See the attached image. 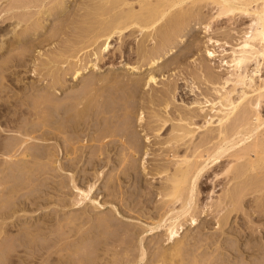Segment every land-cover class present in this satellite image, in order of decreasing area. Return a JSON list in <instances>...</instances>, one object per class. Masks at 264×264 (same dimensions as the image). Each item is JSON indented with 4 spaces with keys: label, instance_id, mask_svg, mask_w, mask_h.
Listing matches in <instances>:
<instances>
[{
    "label": "bare ground",
    "instance_id": "6f19581e",
    "mask_svg": "<svg viewBox=\"0 0 264 264\" xmlns=\"http://www.w3.org/2000/svg\"><path fill=\"white\" fill-rule=\"evenodd\" d=\"M28 1L32 4L27 6L28 9L37 10L18 18L17 25L22 24V27L20 32H16L14 27L12 34L15 41L40 33L45 27L44 15L60 13L66 4V0H55L49 7L45 3L47 0ZM205 8L215 12L207 14V18L203 15ZM80 9L84 15L82 13L80 21L70 22L68 27L71 29L66 30L69 34L64 38L65 45L61 50L51 57L48 55L49 58L44 61L37 60L31 72L38 79L31 86H18L22 80L16 79L15 75L37 46L33 44L22 48L18 53L15 52L16 55H10L3 64L0 63V124L5 126V129L0 126V138L7 139L0 144V163L3 165L0 173V199H3L2 202L0 200L2 263L31 264L39 261L37 264H87L80 258V254L84 248L89 252L92 245L87 248L82 243L93 238L95 225L100 224L103 229L113 232V221L108 217H98L96 221L89 212L84 211L82 215L87 221H81L75 216L58 220L51 231V237L54 238L50 239V243L46 242L47 238L43 240L46 243L42 242L43 246L38 245V239L42 240L49 234L38 228L30 231L19 225L18 228L23 229H19L20 232L15 229L19 232L17 238L11 237L9 242L5 234L8 230L10 232L11 227H15L21 216H25L20 213L25 214L26 205H17V198L25 195L30 201L32 192L36 190L35 179L45 176L46 180L43 181H49L50 188L55 190L52 184L56 183L61 192L65 190L60 201L51 202L54 208L65 211L82 206L95 190L98 181L106 178L105 168L118 164L114 173L106 174L109 176L106 178L105 190L109 191L113 186V199L126 210L139 207L138 219L144 215L145 205L142 206L141 200H138L133 208L129 207L126 191H122L120 186L124 181H129L131 175L139 169L145 176L150 175L151 179L159 180L157 185L149 182L157 194V202L151 207L155 215L149 216L150 226L145 227L136 220V223L131 221L128 227L121 230L124 237L130 238L136 235L141 237L144 233L158 229L164 230L165 241H171L172 246L168 249L158 248L154 260H151L152 264H224L219 258L224 257L221 236L225 233L230 216L245 210V199L250 196L257 209L254 213H264V113L261 112L264 78L258 85L255 82L259 78V64L262 63L259 59H264V0H85ZM245 17L249 21L245 29L240 30L242 37L230 49L229 59H220L221 66L225 65L228 69L227 73L219 76L208 68H204V75L201 76L195 72L193 77L199 83L211 87H201L199 96L195 94L197 97L187 102L184 95L193 93L194 87L186 93L180 91L177 99L183 106L175 103L176 92L181 86L177 82L170 80L162 89L155 90L153 87L157 86L158 81L154 75L148 74L144 79L132 77V73L138 72L141 67L136 63L131 64L130 58L135 57L137 63L142 65L158 63L160 58L170 52L175 41L181 39L191 22L196 20L198 23H206L205 27L209 30L211 19L227 18L236 21L237 18ZM1 32L0 38L7 34L5 32L1 35ZM56 32L51 33L56 35ZM113 39L119 41L118 53L123 57L128 53V62L124 65L130 73L91 77L81 88L70 87L69 93L66 92L68 94L60 98L59 92L67 89L64 77L72 75L74 79L78 78L88 63H92V68L100 69L98 63L92 60L79 67L77 62L81 60L77 59L78 55L90 49L95 52L97 45L99 54L97 51L92 53L97 56L95 59L98 55L102 59L101 54L106 52L108 55L113 50ZM151 42L153 45L149 47ZM3 48L1 44L0 51ZM206 53L209 58L215 57V51L208 50ZM38 54L40 57V51ZM74 59L76 62L72 64ZM253 62L255 66L250 69ZM64 64L66 66L57 68ZM256 75L257 78H254ZM47 78L49 83L45 85L43 83ZM187 80L183 83L186 84ZM191 82L193 84V78ZM188 86H185L187 91ZM142 89L151 91L144 102L150 109L148 121L128 100L130 94L132 99L136 98ZM20 117L22 120L19 126ZM135 120L144 132L141 140L139 137L133 139L130 135ZM61 140L64 141L63 151L59 145ZM118 147L122 151L112 160L111 152ZM61 154L64 155V162L60 161ZM149 163L151 167L147 170ZM83 164L87 167H82ZM77 176H80L81 183H87L84 189L77 183ZM19 182L22 184L19 185ZM219 186L224 191L217 197L214 193L219 191L216 189ZM146 195L151 200L152 194L147 192ZM30 205H34L33 202ZM208 211L216 217V237L212 240H215L216 245L214 251L220 250L217 260L208 250L213 241L203 239L201 234L197 238L193 237L192 243L175 240L186 222L194 225L200 215H207ZM247 213L252 214L248 210ZM247 229L251 230L249 235L255 231L251 227ZM61 231L63 234L58 235ZM13 239H17L18 245ZM233 241L227 244L231 251L239 247L237 238ZM123 244L127 248L131 247L130 250L122 247L125 249L124 254L119 250L105 248L104 255L109 256V259L103 256L97 259L95 254L91 260L86 256V261L90 260L88 264H119L122 253L125 260L121 264H144L146 252L141 243ZM20 247L26 253L29 252L28 257H21L24 253L18 255ZM247 247L249 250L251 246ZM33 250L38 254H33Z\"/></svg>",
    "mask_w": 264,
    "mask_h": 264
},
{
    "label": "rangeland",
    "instance_id": "374dc122",
    "mask_svg": "<svg viewBox=\"0 0 264 264\" xmlns=\"http://www.w3.org/2000/svg\"><path fill=\"white\" fill-rule=\"evenodd\" d=\"M83 1L85 2V0H66V4H65L64 10L62 12L53 14L51 16L48 14L44 15V21H45L44 26L45 27L43 28V30L40 31V33H37L35 36H33V35L27 36L23 39H18L17 41H15L13 38L14 34H12L14 27H15L16 32H20L21 27H22V26H20L22 24L17 25L18 20H19L18 18H20L26 14L28 15V13H30V11L33 12V11H36L37 9H33V8L28 9L27 6L32 5L31 2H29L28 0H21V1L20 0H0V31L3 32V33L1 32V35L5 34V32L7 33L6 35L1 36V38H0V42H1L0 46H1V44L4 45V48L0 51V63L3 64V61H6L7 59H9V57L16 55L15 52L21 51L22 48L24 49L26 47H29L30 45H33V44L35 46H37L35 50H32L31 55L28 56V58L26 59L24 66L21 67L20 69L18 68V72L16 73L15 77L18 80L21 79L22 82L20 84H17L15 82V84H17L18 86H21V87H23V86L29 87L32 85V83H34L36 81V78L38 79V77L35 75L33 76V72H31V71H33V67L34 68L36 67L37 60H40V59L43 61L46 60L47 57L48 58H49V56L51 57V55L60 51L61 48L65 45L64 40L66 39V37L69 34V32L67 33V31H68V29H71L68 27V26H70L69 25L70 22L73 20L78 21L79 19H81L80 17H82V13L84 15V12H82V10L80 9V5L82 6V4L84 3ZM54 2H55V0L45 1V3H47L49 7ZM22 4L25 6L22 7ZM8 6L9 7L13 6V8L9 9ZM208 9L209 8L203 9V12H204L203 15L204 16H206L207 14L211 15L210 13L215 12L214 10H212V12H211ZM205 10H206V12H205ZM76 17H78V18H76ZM63 21H65V22H63ZM210 21H211V23H210L209 30H208V28L205 27L206 23H200V22L198 23V21H196V20H195V22L194 21L191 22L190 25L186 28L187 30L184 31L181 39L175 41V45H173L170 52H168L166 55H164L163 58H160V61H158V63H155L154 65H150V64L142 65L140 63H137V60L135 57L130 58L131 61H129V62H131V64L132 63L134 65L137 64L138 66L141 67L138 70V72L132 73L133 74L132 77H136V78L138 77L139 79H144V78L148 77V74L154 75L155 78L157 77L156 79L158 81L157 86H154L155 88L153 87V89H155V90L156 89H158V90L162 89L163 85L166 84L167 82H169L170 80L173 83L177 82L178 86L181 85V86H179V91L177 90L178 92H176V95H175V103L178 104V105L177 104H175V105H177V106H179V105L183 106V103L178 101V99H177V95L180 93V91L182 93L183 92L186 93V92L190 91L191 87H194V88H192V90H195L196 92L195 91L193 93L191 92V93H189V95L185 94L184 98H185V102L190 101V99L193 100L194 98H196L198 93H200V91H201V87L204 88V87L208 86V84L199 83V81L193 77V74L195 72H198V74L200 76L204 75V71H205L204 68H208V69H210V71L213 74H217V75L219 74V76H221L222 74L225 75L227 73L228 69L226 68L225 65H223V67L221 66L220 59L221 58H225L227 60L229 59L228 55L230 54V49L235 44H237L239 42L240 38L242 37L240 30L243 31L245 29V26L248 23L249 18L248 17L237 18L236 21L235 20H228L227 18H220V19L215 20V18H214L213 21H212V19ZM57 27H59V28H57ZM65 27H67V28L65 29ZM55 31H57L56 32L57 36L53 35L55 33ZM51 32L52 33L54 32V33L52 34ZM51 37H53V38H51ZM137 39H140V38H137ZM153 42H151L149 44V47L153 45ZM118 43H119V41H116L113 39V43H112V47H114L112 50L113 52L111 51L112 53L110 52L108 55L106 52L104 54H101V56H103L102 59L99 58L100 55H98L99 57L96 59H95V57H97V56L93 55V53H96V51H97V47H98L97 45L95 46V50H96L95 52H93L94 50H92V49H90L88 51L86 50L88 53L87 52H83V53L81 52L78 55L79 57H77V59L80 58V60H81V61L77 62V65L79 67L85 65L88 61L90 62L92 60L93 63L95 61H96V63H98L100 69L98 70L96 68H92L93 67L92 63H88V64H86L87 65L86 70L78 78L74 79L72 75H67V77H64L63 79L66 83L65 85H66L67 89H62L59 92L60 98H63L64 96H66L72 87H74L75 89L79 88V87L81 88V85L84 84L87 80L91 79V77H101L104 75L105 76H119L125 72H126L125 74L127 75L128 71L130 73V70H128L126 68V66L124 65L125 62H128V58H127L128 53L125 54L124 57H123V55L118 53L119 52L118 46H120V44H118ZM5 47H6V50H5ZM8 47H9V49H8ZM7 49H8V51H7ZM10 49H11V51H10ZM208 50L215 51V57L214 58H209L207 56L206 52ZM38 51H40V53H41L40 57H39ZM1 53H3V54H1ZM48 53H50V54H48ZM97 53H98V51H97ZM118 54H119V56H118ZM120 56H121V58H119ZM85 59H87V60H85ZM259 61L262 62L259 64L260 66L258 65L259 67L257 70L259 72V78H257V75L254 77V78H257L255 80L257 85L259 84L261 79L264 78V59H259ZM74 62H76V59L72 60V64ZM254 63L255 62H253V64L250 66V69H252L255 66ZM62 66L64 67V66H66V64L58 65L57 68L58 67L61 68ZM0 68H1V66H0ZM53 69H51V70H53ZM42 72H45V70H43ZM217 75H215V76H217ZM192 78H193V84L194 85L191 82ZM177 79H179V80H177ZM18 80H16V81H18ZM186 80L189 82V84H188V82L186 83L187 85L184 84ZM48 81H49V79L47 78V81H44L43 84L48 85V83H49ZM18 83H19V81H18ZM184 85L190 86V87L188 86V89H189L188 91L186 90L187 88H185ZM182 86H184V88H182ZM208 87H211V86L209 85ZM197 88H199V89H197ZM66 92H68V93H66ZM150 92L151 91H147V90L145 91L142 89L141 91L138 92L136 98L132 99L131 94H130V99H128L129 104L131 106L136 107V109L139 113L142 112L146 116V121H148L147 117H148V112L150 111V109H149V107H147L146 103H144V102H146L145 100L148 99V97H149L148 93H150ZM28 93H29V91H28ZM195 94H197V95H195ZM261 112L264 113V101L261 104ZM20 119H21V117L18 119L19 123L22 120V119L21 120ZM20 125H21V123L19 124V126ZM142 125L144 126V124H142ZM0 126L3 129H5L4 125L0 124ZM19 126H17V127H19ZM130 130H131L130 135L133 139L137 138V137H139L138 139H140L141 136L143 137L144 132H142V128H140L138 126L137 120L134 121V128H131ZM132 134H134V135H132ZM6 140H7L6 138L1 137L0 138V142H1L0 144H3ZM63 142L64 141H62V140L59 141V145L61 146L62 151L65 149V147L63 146L64 145ZM145 146H146V143L144 142V147ZM121 149H122L121 147H118L116 150L111 152V159L112 160H114L118 157V155L122 151ZM87 153H88V151L86 152L85 160L86 159L88 160V154ZM60 161L61 162L65 161L64 155H62V154L60 156ZM85 164H86V162H85ZM85 164H83L82 167H84V166L87 167V165H85ZM150 167H151V164L149 163V165L147 166V170ZM36 168L38 169L37 166H36ZM116 168L118 169V164H116L114 167L112 165L106 167L104 170L105 171L104 172L105 177L108 178L109 175L106 176V174L114 173L116 171L115 170ZM2 169H3V165L1 162L0 163V173H1ZM101 170H102V168H101ZM98 171H100V169ZM36 173H37V171H36ZM4 177H5V180L8 179V178H6V175ZM77 177H79V178H76V180H78L77 183L79 184L80 187H82L84 189L86 187L87 183L86 182L81 183L80 176H77ZM106 178H104L105 180L101 179L100 181H98V183L95 187V190L93 191L92 194L89 195V199H87L83 203L82 206L69 208V209H66L65 211H62L58 207L54 208L52 205V203H56L57 200L61 199V195L63 194V192L65 193V190L63 189L61 192V189L60 188L58 189V185L56 183L52 184L55 190L50 188L51 185H50L49 181L48 182L43 181V180H46L45 176H40L38 179L34 178L36 180V183L37 184L39 183V185L37 186V184H36V187H34V189L36 188V190L34 193L32 192V195L30 196V201H28L24 197L25 195L19 196V198H17V205H22V204L26 205L25 214L20 213V215H25L26 217L21 216L18 219L17 224L15 225L16 228L11 227L12 231L10 228V232H9V230L6 232V234H5L6 239L9 238V240H7V241L9 242L12 239L11 237L17 238L18 233L23 228H29L30 231H32V230L34 231L38 228L43 233L45 232V234H49L48 236L45 235L46 237L42 238V240L38 239V245H41L42 242H43V244L46 245V243H44L46 238L48 239V240L46 239V242H48V243H50V239L54 238V237H51V234L53 233V232L51 233V231L54 230L55 225L58 223V220L62 221L63 219L75 216L79 219H82L81 221H83L84 219L87 221V218H85V216L82 215V213L85 211L87 213L88 212L90 213L91 217L94 218L93 220L97 221L98 217L99 218L100 217H108V218H110L111 222L113 221L112 222L113 232L112 231L109 232L108 230L103 229V227L99 226L100 224L97 223L98 225H95L96 229L94 227L95 230L92 233L93 234L92 239H94V240L91 239L92 241L90 240V241L82 243L83 246L85 245L84 247L87 246V248L90 246V244L92 245L91 246L92 248L89 247V249H88L89 252L86 250V248H84L85 251L82 250V252L80 254V258L83 261H85V263L88 264L89 261L94 257L95 254H96L95 257H97V259H98V257H99V259H101L103 257H106V258L108 257V259H109L110 258L109 256L104 255V252L108 248H110L109 250H111V249L119 250L118 252L123 253V252H125L124 248L126 247L125 246L126 244H123V243L129 242V244L132 243L134 245L141 243V245L143 246V248L146 252L145 256H144L145 258H144L143 263L144 264H152V261L154 260V256L156 255L158 248L165 249V247H166L168 249L172 246L171 241H168V242L165 241L164 230L158 229V230H154L152 232L144 233L141 237L140 236L138 237L136 235L134 237L131 236V238L128 236L124 237V235H122L121 230L128 227V225H130L131 221L136 223V220L138 223L141 222L145 227L150 226L149 216H150V214L153 216L155 215V212H154V210H152L151 207H152V205H154L157 202V200H156L157 194H156L155 188L150 187L151 185H149V182L153 183V185H157L156 183L159 180L156 181L155 179H151L150 175L145 176L144 173H142L141 169H139V171H137V173H135V174L133 173L131 175L129 181H127V180L124 181L125 183L120 186V187H122V191H126V201H128L129 207L133 208L135 203H138V200H141V205L142 204L145 205L143 208L144 209V211H143L144 215L141 216V218H139L140 219L139 220L138 219V213L140 212V210H139L140 208L137 207V208H134L135 210L134 209L133 210H126L123 208L122 205H119L121 203H119L118 201L116 202L113 199L112 194H111L114 187L111 186L109 188V191L105 190L104 186L106 184L105 183ZM19 179H18V181H19ZM18 184L20 185V184H22V182H19ZM223 186H224V188L227 187L225 185H223ZM45 187H47V188H45ZM224 188H222L220 186L217 187L216 189L217 190L219 189V191L214 193L215 196L218 197L219 194L221 195L224 191ZM147 192L152 194L151 200H148V196L146 195ZM130 194H132V195H130ZM127 196L128 197L130 196V197L128 198ZM0 200H1V202L3 201V199H0ZM44 200H45V202H44ZM92 200H95V202L94 203L91 202ZM245 200H246V202H244V203L246 205L244 204L245 206H243V209L245 208L246 211L243 210L240 214L238 213L236 216L235 215L230 216V218L228 220V224L226 225V228H225V233H224V235L221 236V241H222V244L224 247V249H223L224 257L220 256L219 258L222 259L221 261L224 264H248V262H249V264H264V213H261V212L260 213L259 212L254 213L255 207L253 206L254 205V202H253L254 199L252 196L248 197V199H245ZM31 202H33L34 205H30ZM40 203H41V205H40ZM147 203H148V205H147ZM46 205H47V208H46ZM120 206H122V208ZM251 206H253L254 209H252ZM249 208L252 209L253 213L251 212V209L249 210ZM247 210L249 211V213H252L253 215L252 214L249 215L247 213ZM255 211H257V209ZM116 212H117V214H116ZM66 215H67V217H66ZM212 216L213 215L209 214V211H208L207 215H204V213L201 214L197 223H195L194 225L193 224L190 225V223L186 222L183 225V228L180 229V233L178 235V238H176L175 240L181 239V240L187 241L188 243L189 242L192 243L193 239L197 238L198 234L199 235L201 234V237H203V239H208V240L213 241L211 244V248H208V250L216 256L215 259L217 260V256L220 255L219 254L220 250L214 251L215 250L214 247H216V245H215V240H212V239H213V237L214 238L216 237V235H215L216 232L214 229V227L216 226V223H215L216 217L215 216L212 217ZM27 220H28V222H27ZM29 221H30V223H29ZM204 222H206V224ZM25 224L26 225L28 224V225L26 226ZM19 225L23 226V228H21V227L18 228ZM203 225H205V226H203ZM118 227H119V229H118ZM247 227H251V229L255 230L254 232H252V235H249L251 230L250 229L248 230ZM15 229L19 232H17ZM107 232H109L110 234ZM60 234L62 235L63 232L61 231L58 233V235H60ZM208 236H209V238H208ZM60 237L63 238L64 236H60ZM233 238L234 239L237 238V240L239 242V247L237 248V250L231 251L230 247L227 246V244L230 245L232 242H234ZM208 240H206V241L209 242ZM12 241L16 242V245H18L17 239H13ZM226 241H227V243H226ZM8 242H6V243H8ZM6 243H2V244H6ZM43 244H42V246H43ZM118 244H121V245H119L120 248L118 247ZM213 244H214V246H213ZM115 245H116V247H115ZM247 245L251 246L252 248L250 247V249L248 250ZM122 247H124V248H122ZM3 248L5 249V247H3ZM3 248L1 250L4 251ZM126 249L130 250L131 247H129V248L126 247ZM154 250H156V251H154ZM86 251L88 252L87 253L88 255L86 254ZM91 251H92V253H90ZM132 252H129V255H132ZM23 253H24V256H21V257H28L27 253L29 255V252L26 253L25 250L23 248H21L18 252V255L19 256L23 255ZM32 253L38 254V252H36V251L34 252V250L32 251ZM122 253H121V255H122V257H124L123 256L124 253L123 254ZM91 254H93V256ZM1 255H2V257L0 258V264H3L4 263L3 262L4 256H3V254H1ZM89 255H91L92 257ZM121 255H120V257H121ZM86 256L88 257V259L90 257V260L88 262L86 261L87 260ZM122 257L120 258V260L124 261L125 257H124V259H122ZM121 261H119V264L122 263ZM38 262L39 261H36V263L34 262L31 264H37Z\"/></svg>",
    "mask_w": 264,
    "mask_h": 264
}]
</instances>
